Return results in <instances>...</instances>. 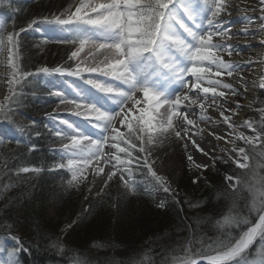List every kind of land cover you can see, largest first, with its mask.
I'll use <instances>...</instances> for the list:
<instances>
[{"label":"snow or ice","instance_id":"6c2138e0","mask_svg":"<svg viewBox=\"0 0 264 264\" xmlns=\"http://www.w3.org/2000/svg\"><path fill=\"white\" fill-rule=\"evenodd\" d=\"M175 2L176 0H80L75 11L67 14V18H62L66 15L64 13L59 15L53 13L51 19L47 16L40 20L33 19L28 22L26 27L20 28L18 32L14 29L7 33L6 37L0 36V45L4 46L8 54V62L12 70L13 79L8 81L11 90L14 83H19L14 79L18 70L16 63L17 50L20 44L18 38L21 33L31 29L37 22L46 21L59 24L83 22L102 27L114 34L111 39L95 40L90 37H77L72 41L74 43L78 40L79 48L71 53L70 60L77 57L78 52L88 44L107 53L105 58L97 64L82 67L78 63L74 68L57 66L50 69L43 67L37 69L35 73H24L26 77L55 73L81 78L88 74L89 78L86 82L89 85L106 94L114 93L124 98L119 111L115 114H108L93 104L69 99L59 91L49 92V95L59 97L61 105L74 106L75 110L72 114L92 122H105L95 124V126L102 128L105 133L99 140H96L75 129L68 121H57L58 112L56 115L47 114L48 118L56 120L58 125L63 124L71 129V132L64 131L59 126L55 129L56 137L62 140L68 139L69 143H62L58 149L61 153V159L67 158V164L58 163L53 169L67 167L72 174L71 179L68 180L69 186H74L86 179V172L89 168L92 169L93 175H100L104 173L103 165H109L111 170L106 173V179L102 177L104 188L100 190L101 192L107 189L110 182L115 178L123 186L125 195H151L152 192L146 188L143 192L139 191L136 179H134L136 172L146 169L147 174L151 177L152 190H162L170 197L175 198L176 193L171 190L166 178L158 175L154 170V162L151 160V152L147 145L161 136L174 135L177 141H185L186 138L191 140V144L207 156L208 153L200 147L197 141L191 139L190 133L194 127L197 129L196 135H199L203 130L199 129L196 122L189 118V112H194V106L198 105L201 110L200 119L211 121L212 117L205 114L206 102L211 99L212 103L208 107L214 105L219 110L220 105L216 103L217 100L227 95L225 91H217L218 88L226 89L233 97L242 94L239 88L230 83H223L220 79L222 76L240 79L245 86V91H247L249 81L244 79L242 75H233L234 72H239L243 64L226 59L225 54L227 57H232L233 53L237 51V44L233 43V40L241 35L244 37L251 36L253 39L259 38L260 44L264 45V0H258L259 5H261L259 23L253 25L252 16L243 15L246 23L243 29L238 32H233L231 28L226 26L230 18L229 9L237 7L231 0H212V10L206 20L207 28L200 32L189 27L179 16L170 13L169 9ZM181 7L188 18L193 19L190 9L183 5ZM245 11V9H240L241 14ZM247 11L254 13L256 9H248ZM222 13L226 15L222 16ZM193 23H196L194 19ZM176 25L186 33L191 39V43L176 34ZM3 30L4 25L0 22V32ZM214 37L218 39L214 40ZM59 42L69 43L65 40ZM244 42L248 43L249 41L245 40ZM170 47L186 55L191 61L190 66L182 68L173 56L167 55L165 50ZM145 56L150 60L154 59L162 68L173 73L177 79L183 80L181 90L173 99H162L161 94L152 88L135 84V77L130 72L129 65ZM252 62L251 60L247 61L248 64ZM261 63L264 64V60ZM91 74H98L104 78L110 77L118 82L122 81L130 85V88L125 91L114 87L112 84L102 83L98 79L91 78ZM205 83L209 86L205 87ZM252 83L255 84L256 82L253 81ZM259 88L264 89V78L260 79ZM201 93L203 94L202 97L200 96ZM138 94H142V100L137 98ZM9 100L13 103L16 102L11 95L4 97V101ZM128 102L134 105H147V107L126 108L125 105ZM224 102L228 103L227 100ZM236 107L242 106L237 102ZM161 108L164 109L163 113L160 111ZM258 111L260 118L257 126L254 127L256 122L252 119L243 122L247 128L252 129L256 134L246 136L243 133H237L235 139L228 140V143L233 145L232 152L238 158L233 159L230 156L223 161L225 164H235L237 170H244L239 175L233 172L232 175L225 177L229 181L225 194L228 189H231L233 194L239 191L241 186L249 183L251 176L252 181H254V183H249V191L253 193L251 210L256 212L258 219L247 227V230L238 239H235L234 243H232L234 238L225 232L219 240L214 241L218 245L215 249L209 247L205 250L193 251L190 247L182 244L179 251L183 255L173 257L171 264H203L204 260L207 261V264H232L236 258L246 254V250L250 248L257 237L264 242V175L257 173V168L264 169V165H259L256 162L258 156L264 157V108ZM132 112H138L134 119L131 116ZM12 113L13 110L8 104L0 102V141L15 140L19 144L23 141L13 139L14 133L26 137H30V134L24 128L16 126L12 120ZM219 115L223 118L222 122L228 125L232 132H237L231 115H225L224 111H219ZM232 115L235 113L233 112ZM116 123H119L125 131H121ZM216 139L221 140L223 137L216 136ZM82 140L87 141L86 146L82 145ZM237 140L243 141L245 147L237 148ZM106 146L109 148V152H105ZM184 148L187 150V143H184ZM32 150H34V146ZM224 151L225 149L222 148L221 152ZM187 159L191 162L193 156L188 155ZM215 162V158H213L211 164L197 165V167L207 170L214 167ZM19 171L28 173L37 170L22 168ZM198 180L199 177H194L192 182L197 183ZM233 181L235 182L232 183ZM165 206L164 201L157 205L158 208ZM216 223L219 228L228 229L231 225L239 223V217L232 215L231 210H229V214L223 215V218ZM245 223L250 222L245 221ZM9 238L15 241V246L8 248L5 245H0V250H4L15 257V264H19V252L27 249L18 236L12 235ZM213 251H215V255L210 254ZM5 264L8 262L6 261ZM153 264L156 262L154 261ZM160 264H168V260H162ZM252 264H264V248L259 252L258 262L253 261Z\"/></svg>","mask_w":264,"mask_h":264},{"label":"trees","instance_id":"16d2710c","mask_svg":"<svg viewBox=\"0 0 264 264\" xmlns=\"http://www.w3.org/2000/svg\"><path fill=\"white\" fill-rule=\"evenodd\" d=\"M30 14L29 9H23L7 21L13 30L18 25L26 27L31 21ZM34 31L31 28L18 38L17 72L28 79L24 73L33 72L32 67H27L33 60L28 56L32 49L30 41L38 38ZM67 61L56 67H68ZM26 97L22 107L37 103ZM256 100L254 108L264 107V89L257 92ZM250 115H256L255 111L251 110ZM259 118L253 120L254 127ZM44 133L41 124L26 144L11 141L2 151L4 177L15 184L11 195L0 202V237L20 238L27 250L19 252V264H153L154 261L160 264L165 259L171 264L173 257L183 255L179 251L182 244L193 251L215 249L218 245L214 241L225 232L234 238V243L258 218L251 210L253 193L249 191V183H254L251 178L239 191L233 194L228 189L225 194L228 188L225 177L233 172L239 175L244 170L225 164L227 158H222L215 160L214 167L201 172L205 177L203 182L193 183V178L199 176L185 170L178 180L175 198L162 197L164 208L153 205L143 194L125 199L117 188L114 195L95 196L87 202L85 210L72 212L65 232L59 219L46 214L48 199L64 202L68 197L63 198L56 180L62 171L53 170L50 165L49 142ZM24 167L36 168L37 172L30 180L17 183L16 178L22 176L19 170ZM229 210L239 217V223L228 229L219 228L216 221L229 214Z\"/></svg>","mask_w":264,"mask_h":264},{"label":"rangeland","instance_id":"374dc122","mask_svg":"<svg viewBox=\"0 0 264 264\" xmlns=\"http://www.w3.org/2000/svg\"><path fill=\"white\" fill-rule=\"evenodd\" d=\"M80 0H0V22L4 25V30L0 32V36H3L4 33H9L13 31L12 25L9 23L7 19L12 18L15 14L21 13V11L24 9H29L31 14L29 16V20H40L43 17L47 16L50 19L52 18V14L55 13L57 15L64 13L66 14L62 18H67V14L74 12L76 6L79 5ZM175 4L179 6H186L190 9L193 15V19L196 23H193V19H189L188 15L185 13L184 9L182 8V13L185 14L187 21L189 20L192 25L193 29H199V27L202 25L205 19H202V17L210 13L212 10V0H176ZM174 5V4H173ZM170 10V9H169ZM207 20V18H206ZM22 20H20L21 22ZM188 25V24H187ZM198 25V27H197ZM22 28L21 26H17L15 31H19V29ZM32 28H34V33L37 35V39L31 42V52H29L28 56H32L33 60L32 62L27 66L29 68H33V72L35 73L37 69L48 67V68H54L56 67V64L64 63L69 57L71 56V53L73 51H76L79 48V41L76 40L74 43L72 42L74 38L77 37H83V31L84 26L81 24H78L76 22H70L67 24H59L56 22H46V21H40L37 22ZM92 30V27L91 29ZM98 30V26H93L94 33ZM195 30V29H194ZM30 34H27L29 36ZM60 40L69 41V43H61ZM3 45H0V51L3 49ZM165 52H168L169 55L173 56L176 60L177 58V50L174 48H167ZM29 56V57H30ZM69 56V57H68ZM77 61V57L71 59V66L74 65V63ZM177 62V61H176ZM178 63V62H177ZM130 65L136 66V61H133L130 63ZM185 68V67H184ZM155 75L157 76V80H155V84L158 82H165L166 86H172L173 84H178L179 82H182V79H177L175 77L172 80L166 81V76L163 74L162 70L160 69V65L155 61L154 68ZM97 75V74H95ZM28 78H25L20 75V73L16 72L15 80L19 81V83H14L12 86V89L10 90L8 81L10 79H13L12 77V70L8 62V78H7V92L5 96H12L16 102L13 103L11 100L4 101V98L1 102H5L8 104L12 110V120L15 122L16 126L18 128H24L29 134L30 137L32 133L35 130H39L41 124H42V130L45 131V140L48 141V152L51 155L50 158V165L55 168V166L58 163L67 164V158L61 159V153L58 150L60 148V143L64 141H68V139H61L56 137L55 135V129L59 126L62 130L71 132V129H68L66 125L57 124V121L65 120L68 121L71 125L75 126L73 124V121L66 119L64 117H57V121L54 119L48 118V113H52L54 115V112L57 110L56 104L52 103L53 95H49V92L51 91H59L64 96H66L67 92L69 91V99H73L72 97L77 95V92L75 93L73 90L75 86H83L87 87L90 86L92 88V85H89L86 81H84L81 77H75L71 75H67V77L61 78L62 76L60 74H39L34 76H27ZM25 78V79H24ZM230 82L236 87L239 88L241 91V95L239 96H231L232 101L234 104H237V102L242 105L244 103V100L246 98L245 94V88L241 85H239L236 81L230 80ZM156 86V85H155ZM261 88H258L256 92L254 93L252 100L250 103H248L246 110L244 111V114L246 116V120L252 119L254 120L255 117L260 116V112L258 111L261 108H254V104L256 103V94ZM175 90L171 89V92ZM90 91V90H89ZM88 93V92H86ZM91 93V92H90ZM93 93V91H92ZM18 94V95H17ZM29 94V95H27ZM81 96V92L78 93ZM94 94V93H93ZM30 96V98L37 101L36 104H26V107H22L21 103L26 102V96ZM4 96V97H5ZM98 98V97H97ZM38 108V109H37ZM45 109H49L48 111H45ZM242 108H238V110H241ZM74 108H71L69 112L72 114L74 111ZM251 110H254L256 115L251 116ZM87 120L81 119V122L87 123ZM76 129V128H75ZM30 137H26L23 135H20L18 133L13 134V139H18L23 141V144H26ZM235 139V137L233 138ZM15 141V140H8L5 139L3 141H0V202L3 203V198L8 197L11 195L12 191L14 190L15 182L6 180L3 173V168L1 167V162L3 160V153L2 151L4 148H6V145L8 142ZM184 143H187V141H177L174 135H167V136H161L158 139H156L153 143L147 145L149 151L151 152V160L153 163V168L156 171L158 167L162 164L163 166H176L179 168L178 177L175 181V183L171 184V190L173 192L177 189V183L180 179L182 173L186 170L191 175H198L199 181L203 182L205 181V177L201 172L203 171L200 168L192 167V165L189 163L187 159V150L184 148ZM237 148L239 147H245L244 142L237 140L236 141ZM258 146V145H257ZM219 150L208 159V161L204 164H211L213 162V158L215 160H221L222 158H228L229 155L226 152V147L224 145H219ZM225 149L224 152H221V149ZM155 149V150H153ZM188 149V148H187ZM153 150V153H152ZM157 153H162V158H155V160L152 159L154 155ZM135 155V153H134ZM256 162L259 165H264V157H257ZM250 163H252L250 161ZM199 165H202L199 164ZM235 166V164H233ZM236 167V166H235ZM29 169H34L32 167H24ZM195 168V170L193 169ZM36 169V168H35ZM37 170V169H36ZM60 172L56 176V180L58 182V185L63 192V198L65 199L68 197L67 200L64 202L57 201L54 198H50L46 201L47 203V209L46 214L48 217L53 219H59L62 226L64 227L65 232L68 229V217L72 212L78 213L82 210H85L87 207V202L91 200L93 197L98 196L100 194L107 195L108 193H111L114 195L116 189L118 188L119 194H122L125 196V199H129L132 195H125L123 186L114 180L110 182V186L105 189L103 192L100 190L104 188V184L101 186L98 182V185H94L91 183V179L87 178L85 180H82L81 182L75 184L74 186L68 185V180L71 179V172L65 167L64 169H59ZM35 172L37 171H30L28 173H23L20 171L19 174L22 176H19L16 178V182L19 183L21 180L28 181L31 179V176H34ZM257 173L259 175H264V169L257 168ZM170 176V173L168 174ZM167 175V176H168ZM168 176V177H169ZM99 176H96V179L98 180ZM167 178V177H166ZM251 178V176L249 177ZM134 179H136L137 188H139V191L143 192L144 189H148L152 192L151 195H146L148 198L151 199L153 205L157 206L161 201L162 197L169 196L168 194L164 193L162 190L153 191L152 190V183L150 175L147 174L146 169H141L140 172H136ZM168 181V179H166ZM94 181V180H93ZM227 181V180H226ZM233 181L232 183H234ZM227 184L229 185V181H227ZM93 201V200H92ZM137 200L134 201L136 203ZM258 203V201H257ZM255 212V211H254ZM58 213H60V216L58 217ZM8 236H2L0 237V245H5L8 248H12L15 246V241L11 240ZM264 248V242H262L259 237L256 238V240L253 242V244L250 246L248 250H246V254H242L241 257L236 258L232 262V264H252L253 261L259 260V252L260 250ZM215 255V254H213ZM182 256V255H181ZM8 262V264H15V257L9 255L6 251L0 250V264H5V262ZM203 264H207V261H204Z\"/></svg>","mask_w":264,"mask_h":264},{"label":"bare ground","instance_id":"6f19581e","mask_svg":"<svg viewBox=\"0 0 264 264\" xmlns=\"http://www.w3.org/2000/svg\"><path fill=\"white\" fill-rule=\"evenodd\" d=\"M231 2H234L237 7L230 8V18L228 19L227 27L231 28L233 32H238L243 29L244 24L246 23L244 21L243 15H251L253 20V25L259 23V8L261 5H259L258 0H231ZM80 3V2H79ZM240 9H245L246 11L241 14ZM248 9H256L254 13L247 11ZM170 13L179 16L181 20H183L186 24H188L189 27L193 28L192 23L188 20L185 16V14L182 13V7L174 4L170 8ZM210 13L205 14L202 19H205L202 25L199 27V29H195V31L200 32L204 31L207 28L206 25V18H209ZM226 14L222 13V16ZM78 24H81L84 26L83 31V37H90L95 40H104V39H111L113 38V35L107 34L106 37L101 38L96 36V34L93 31V26L88 25L83 22H76ZM92 27V30H90ZM176 27V34L183 37L185 40H187L189 43H191V39L186 35V33L183 32L182 29L179 28L178 25ZM4 37H6V33L3 34ZM218 39L217 37H214V40ZM248 40V43H245L244 41ZM233 43L237 44V51H235L232 55V57H227L225 54L226 59H231L236 62H240L243 64V67L239 70L238 73L234 72V76L236 75H242L244 79L249 81L248 89L245 91L246 98L244 100V103L241 105L242 109L238 110L236 107V104L231 99V94L227 92L224 88H218L217 91H225L227 93L226 97L222 99L217 100V104L220 105L219 110L213 105L212 107H208L209 104L212 103L211 99H209L206 102V108H205V114L207 116L212 117L211 121H205L200 119L201 110L199 106H194L195 111L189 112V118L193 119L196 122V125H198L199 129H202L203 131L200 132L199 135H196L197 129L194 127L192 130V133H190L191 139H194L197 141V143L200 145L201 148L204 149L205 152L208 153L207 156L203 155L200 151H198L192 144L191 140H188L186 138L188 149L187 154L193 156V160L189 163L192 165V167H197L199 164H204L213 157V155L219 150V145H224L226 147V152L231 156L233 159L238 158L236 154L232 152L233 145L231 143H228V140L233 139L236 137L237 133H243L246 136H254L256 133L252 131V129L247 128L244 125V121L246 120V116L244 114V111L247 108L248 103L251 102L252 97L256 90L259 88V81L261 78H264V64L261 63L262 60H264V45H261L259 42V38L253 39L251 36L244 37L240 36L239 38H234ZM88 51L86 52L87 55H85L84 58H82L79 61H76L72 68L76 66V64H80L82 67L84 66H92L94 64L99 63L101 60L105 58L107 53L103 52L102 50H97L96 48L91 47L90 45L86 44L84 48L82 49ZM167 55L168 52H166ZM177 58L176 61L177 64L182 68H187L190 66L191 61L190 59L180 53L176 52ZM67 63L69 66H71V60L67 59ZM253 61L251 64H248L247 61ZM137 65H129V70L135 77V84L137 86H147L155 90L156 92L161 94L162 99H173L174 96L181 90L183 86V81L179 82L178 84H173L172 86H166L165 82H158L155 84V80H157V76L155 75L154 68V59H148L147 56L142 57L141 59L136 61ZM71 68V67H70ZM160 69L162 70L163 74L166 76V81L174 79L176 76L171 73L169 70L164 69L160 66ZM66 75V74H65ZM65 75H61L62 77H65ZM7 78H8V54L5 51L4 47L0 51V102L4 98L6 92H7ZM89 78L88 74H85V77L83 78L84 81H86ZM91 78L98 79L102 83H108L112 85H116L115 81L109 78H104L99 75L91 74ZM207 79V78H206ZM220 79L223 81V83H230V80L236 81L239 85H243L242 81L240 79H233L232 77L228 76H222ZM255 81L256 83L253 84L252 82ZM156 85V86H155ZM233 85V84H232ZM205 87L209 86L207 83L204 84ZM234 86V85H233ZM94 87V86H93ZM235 87V86H234ZM176 89V92H171V89ZM74 92H77V95L73 96V99L80 100L83 102H87L90 104L95 105L98 107L101 111L105 110V106L100 98H97V95L92 93V90L90 86L83 87V86H75L73 89ZM90 90V91H89ZM82 93L81 96L78 93ZM88 92V93H86ZM91 92V93H90ZM191 95V94H190ZM200 96L202 97L203 94L201 93ZM69 98V91L67 92L66 96ZM209 97H211V94H209ZM138 99L142 100V94H138ZM227 100L228 103H225L224 101ZM52 103L56 104L57 110L54 112V115L58 112L59 115L57 117H64L66 119H69L73 121V124H75V127L82 131L86 136L91 137L92 139L99 140L104 134L101 132H98L96 130H93L92 128L88 127L85 123L81 122L82 117H79L77 115L71 114L70 112H67L66 109L74 108V106L70 105H61L59 101V97L54 96L52 99ZM122 106V102L120 104V107ZM147 107V105H134L131 102H128V104L125 105L126 108H139V107ZM161 113H163L164 109H160ZM219 111H224L225 115H231L232 121L234 122L237 132H232V129L228 127V125L224 124L222 122V117L219 115ZM235 113V115H232V113ZM138 115V112H132L131 116L134 119ZM117 127L121 128V131H125V129L119 125V123H116ZM212 133H215V135H212ZM216 136H221L223 139L217 140ZM82 145H87V141L82 140ZM155 150V149H153ZM152 150V153H153ZM114 151V150H113ZM105 152H109V148L105 147ZM187 155V156H188ZM162 153H157L152 157L153 160L155 158H162ZM109 166V165H108ZM110 167V166H109ZM195 170V168H193ZM156 172L158 175L167 177L168 184L171 186V184L175 183L177 177L179 168L173 165H166L163 166L162 164L156 169ZM170 173V176L168 175ZM169 177H168V176ZM97 175H93L92 169L89 168L86 172V179L90 178L91 183L94 185H98V180L96 179ZM85 180V179H83ZM94 180V181H93ZM99 186V185H98ZM8 236V235H7Z\"/></svg>","mask_w":264,"mask_h":264},{"label":"water","instance_id":"95a60500","mask_svg":"<svg viewBox=\"0 0 264 264\" xmlns=\"http://www.w3.org/2000/svg\"><path fill=\"white\" fill-rule=\"evenodd\" d=\"M205 261V260H204Z\"/></svg>","mask_w":264,"mask_h":264}]
</instances>
